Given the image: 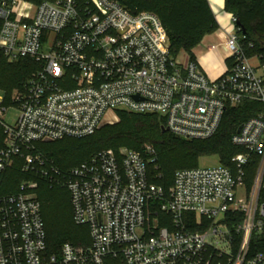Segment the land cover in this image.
Returning a JSON list of instances; mask_svg holds the SVG:
<instances>
[{"label": "built area", "instance_id": "2783aa9c", "mask_svg": "<svg viewBox=\"0 0 264 264\" xmlns=\"http://www.w3.org/2000/svg\"><path fill=\"white\" fill-rule=\"evenodd\" d=\"M241 36L231 17L230 65L210 80L195 61L171 56L153 13L132 14L117 0H0V61L36 65L10 96L0 90V264H264V64L246 55ZM246 101L262 110L231 136L242 150L231 166L178 170L167 191L155 183L152 148L103 150L61 170L35 146L92 136L118 112L207 140L227 107ZM14 168L25 178L12 191ZM39 183L67 192L89 245L49 253Z\"/></svg>", "mask_w": 264, "mask_h": 264}, {"label": "trees", "instance_id": "16d2710c", "mask_svg": "<svg viewBox=\"0 0 264 264\" xmlns=\"http://www.w3.org/2000/svg\"><path fill=\"white\" fill-rule=\"evenodd\" d=\"M138 13L155 14L169 40L172 57L184 52L194 61L192 50L204 36L217 29L214 14L207 0H128ZM224 11L235 18L245 34L240 43L247 56H260L264 64V0H225ZM252 46V47H250ZM230 65L229 61L227 62ZM36 70L35 63L20 59L15 63L0 61V90L8 96L26 83ZM262 106L256 102H243L237 107H227L218 132L207 140H184L169 132L162 133L164 122L156 116L134 115L118 112V122L104 125L92 136L82 139H65L37 143L36 149L52 159L61 170L73 168L97 152L128 149L140 152L143 144L154 147L156 155L155 183L167 191L176 171L198 167V160L216 156L222 166L230 167L231 158L242 150L231 145L230 138L247 119L256 116ZM197 165V166H196ZM257 159L252 158L245 168L244 182L251 188ZM25 177L14 168L8 171L6 185L14 190ZM37 196L50 254L57 255L64 244L89 245L87 228L72 222L69 196L59 187L39 183ZM241 220V216L239 217ZM239 221V220H238ZM239 239H236L238 241ZM255 236L251 240L253 249Z\"/></svg>", "mask_w": 264, "mask_h": 264}, {"label": "crops", "instance_id": "0c3cea01", "mask_svg": "<svg viewBox=\"0 0 264 264\" xmlns=\"http://www.w3.org/2000/svg\"><path fill=\"white\" fill-rule=\"evenodd\" d=\"M207 1L214 14L217 29L204 36L201 43L192 50V56L204 75L210 80H216L223 76L228 68L230 51L226 46V39L227 32L231 29L232 16L224 11L225 0ZM181 53L186 55L187 61L188 55Z\"/></svg>", "mask_w": 264, "mask_h": 264}, {"label": "rangeland", "instance_id": "374dc122", "mask_svg": "<svg viewBox=\"0 0 264 264\" xmlns=\"http://www.w3.org/2000/svg\"><path fill=\"white\" fill-rule=\"evenodd\" d=\"M186 59H187V57L183 53H181L180 55L177 56V60L179 62H181V63H184L186 61ZM251 63L255 67L259 66L256 61H252ZM259 73H261V72H259ZM116 114H110V115L108 114L106 116V118L104 119L102 126H104V125H114L115 123H117L118 119H117ZM16 117H17V113L16 112H14V111L9 112V116H8L9 119L7 120V122L8 123H12L15 120ZM146 148H152L153 150H155L154 147L152 145H150V144H143L142 147H141L142 151L144 149H146ZM197 165H198V167H211V166L220 165V163H219L218 157H216V156H208V157L200 158L198 160V164ZM239 194H240V196L243 195L242 192H240Z\"/></svg>", "mask_w": 264, "mask_h": 264}, {"label": "water", "instance_id": "95a60500", "mask_svg": "<svg viewBox=\"0 0 264 264\" xmlns=\"http://www.w3.org/2000/svg\"><path fill=\"white\" fill-rule=\"evenodd\" d=\"M117 1L121 2L126 7V9H128L132 14H134L136 12V9L132 6V4L128 0H117ZM236 26H238L237 23H236ZM241 34L244 35L245 32L242 30ZM240 129H241V126L237 129V133H239ZM161 132L166 133V132H168V130L165 129L164 127H162Z\"/></svg>", "mask_w": 264, "mask_h": 264}]
</instances>
